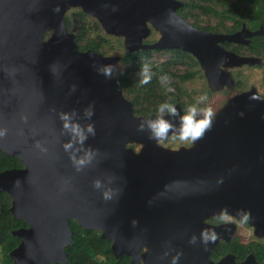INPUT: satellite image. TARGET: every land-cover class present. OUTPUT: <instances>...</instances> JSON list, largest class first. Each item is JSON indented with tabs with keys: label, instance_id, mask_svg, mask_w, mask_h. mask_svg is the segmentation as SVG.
Segmentation results:
<instances>
[{
	"label": "water",
	"instance_id": "water-1",
	"mask_svg": "<svg viewBox=\"0 0 264 264\" xmlns=\"http://www.w3.org/2000/svg\"><path fill=\"white\" fill-rule=\"evenodd\" d=\"M180 4L0 0V128L5 130L0 149L22 164L0 171V191L12 198V217L28 224L11 231L20 238L8 252L12 264L66 263L70 218L83 228L99 230L111 241L115 257L125 254L136 264H172L173 256L178 257L176 264H262L253 252L240 261L232 253L212 258L222 228L205 218L242 211L254 216L255 223L249 218L254 228L264 224V157L255 155L264 153V97L251 86L228 98L211 118L210 128L190 146H165L157 141L179 133L180 106L174 105L175 114L136 115L114 76L122 56L80 50L64 23L66 11L78 7L106 33L121 36L127 53L182 49L199 62L215 89L233 84L226 67L261 61L223 44H249L250 36L264 32L262 25L250 29L243 24L231 33L197 28L177 13ZM151 29L159 37L145 42ZM106 65L111 75L103 74ZM215 71L223 81L211 80ZM63 112L82 128L91 124L93 133L85 131V139L78 142L62 126ZM157 117L172 125L163 138L148 125ZM70 139L72 146L66 150L63 144ZM248 145L249 159L241 149ZM86 150L91 158L77 171L70 154L81 157ZM251 166L255 182L245 174ZM97 179L100 187L94 188ZM216 184L220 201L198 205L202 196H213ZM104 190L111 191L110 198L101 195ZM202 230L214 231L216 239L202 240Z\"/></svg>",
	"mask_w": 264,
	"mask_h": 264
},
{
	"label": "trees",
	"instance_id": "trees-1",
	"mask_svg": "<svg viewBox=\"0 0 264 264\" xmlns=\"http://www.w3.org/2000/svg\"><path fill=\"white\" fill-rule=\"evenodd\" d=\"M181 4L176 11L184 19L190 20L191 24L197 28L206 29L213 32L231 33L239 30L243 24L250 29L264 27V0H180ZM87 13L78 9L72 15L64 16V23L68 31L74 34L75 42L80 50L91 49L97 53L105 54L117 48H122L123 42L120 37L114 43L100 34L91 36L89 26L85 21ZM96 20V19H95ZM97 26L99 24L95 22ZM48 33H45V36ZM147 41H150L149 39ZM117 45H114L116 44ZM225 48L234 52H239L241 47L250 50L253 56H258L264 60V32L252 35L248 45L238 42H226ZM164 51H172L178 58L189 59V65H197V60L188 52L179 48H165ZM153 49H143L127 53L124 49L121 53V62L126 64V69L121 70L115 75L119 87L124 96L132 102L133 111L136 115L150 116L158 115V105L162 102L172 103L181 102L177 96H169L161 92L159 77L167 74V77L173 76L167 66L169 62L164 63V67H155L152 71V79L148 84L139 83V72L144 64L146 57L150 56ZM263 67L264 79V61L257 64ZM192 67V66H191ZM194 71H186L178 74L181 81L190 79ZM177 76V75H176ZM239 85V84H238ZM209 93L210 91L207 90ZM189 96V95H188ZM167 97V98H166ZM143 100L146 105H143ZM182 106L185 103L181 102ZM22 164L18 157L4 154L0 149V171L5 168L21 167ZM10 196L5 191H0V247L3 252V263L12 264L8 252L16 246L18 238L12 236L10 230L18 226H25L23 220H16L12 217L9 210ZM73 230L72 243L65 246L66 263L57 264H136L130 261L125 254L115 257L110 248L111 241L100 236V231L95 229L83 228L74 219L68 221ZM231 250L239 257L247 252L253 251L257 260L264 259V246L259 242L249 244H240L238 240L234 243L225 244L212 251L214 257ZM140 264V263H139Z\"/></svg>",
	"mask_w": 264,
	"mask_h": 264
},
{
	"label": "rangeland",
	"instance_id": "rangeland-1",
	"mask_svg": "<svg viewBox=\"0 0 264 264\" xmlns=\"http://www.w3.org/2000/svg\"><path fill=\"white\" fill-rule=\"evenodd\" d=\"M78 9L80 8L72 7L66 11L65 15L68 14L70 16L74 12H76V10ZM85 21L86 23H88L87 25L90 28L89 31L91 33V36L100 34L101 36H104L106 39L110 40V42L112 43L118 40L115 37L116 35L106 33L104 29L102 28V26L100 25V23L97 20H95L93 16L87 14V16L85 17ZM187 21L191 23L190 20H187ZM95 22H97L99 26H97ZM117 37H120L119 39H121L123 42V38L121 36H117ZM158 37H159L158 31H155L152 29L151 32L144 39L148 38L150 40L149 42H151V41L157 40ZM114 45H117V43ZM123 49H124V46H122V48H117L112 51H109L105 54L106 55H116V54L121 55ZM240 51H243L244 53L251 52L250 50H247L244 47H241ZM120 60H118L115 64L114 76L117 75L119 71L124 70L127 67L126 64L124 62H121ZM142 62L148 63L150 65V69L155 68V67L163 68L164 63L169 62V66H167V68L174 75L168 77L167 80L160 81L161 92L166 94L167 97L177 96L178 98H180V100H182V98L190 95L189 97L194 98L199 103H202L204 102V100H200L199 97L202 94H206V95L208 94L207 96H210L211 99L214 100L211 106L212 109L213 108L215 109L217 106L219 107L223 105L226 101L223 91L227 90L228 87L223 86L222 88L215 89L214 92L209 93L207 91V86L205 84V81L203 80L204 77L202 76V73H200L201 71L198 67V62H197V65L193 66L191 65V63L189 65V59L178 58L174 54V52L172 51L168 52L164 50L153 51L150 54V56L146 57L144 60L142 59ZM186 71H194V72L191 75L190 79L181 81L178 74H183ZM229 71L232 74L231 76L235 77L236 79L240 81V86H239L240 88H249L251 86H254L259 94L264 95V79H263V67L262 66L260 65H250V66L247 65L246 66L245 65V66H240V67H232L229 69ZM169 89H171V91ZM143 105H146V101L144 100H143ZM160 113H163V112H160ZM172 137H173L172 134H169L164 139H162L160 143H162L165 146H168V145L177 146L179 143H183L178 140H173ZM241 232L243 233L242 235L243 239L247 240L248 236H250L248 235L250 234V230L242 229ZM2 263H3V252L0 247V264Z\"/></svg>",
	"mask_w": 264,
	"mask_h": 264
},
{
	"label": "clouds",
	"instance_id": "clouds-1",
	"mask_svg": "<svg viewBox=\"0 0 264 264\" xmlns=\"http://www.w3.org/2000/svg\"><path fill=\"white\" fill-rule=\"evenodd\" d=\"M103 74L105 76L111 75V66L106 65L103 67ZM139 83L141 85L148 84L151 79H152V71L150 70V65L148 63H144L139 72ZM160 80H167V74H162L159 77ZM171 91V89H169ZM200 100H206L207 95L202 94L199 97ZM158 111L159 112H170L175 114L176 113V108L172 103L168 102H162L158 105ZM198 113H202L201 116L198 118ZM85 115H91V110L86 109L85 110ZM214 112L213 109L210 106H204L201 108H197L193 105H189L187 107V110L184 112V114L180 117L181 123H180V130L178 133V136H173V140H178L180 142L186 143L187 145H191L192 141L195 140L196 138H199L202 136L203 132L210 128L211 126V118L213 117ZM61 116V121H62V126L65 129H68L70 133L74 134L75 139L80 142L85 139V131L88 133H93V127L91 124L85 125L83 128L75 121H70L69 114L66 112L60 113ZM149 127L152 129L153 134L156 137H161L163 138L165 136V133L167 129L172 127V125L165 120L162 117H157L155 120H149L148 121ZM5 130L0 128V136L4 134ZM161 142V141H157ZM72 146L71 144V139L63 144V147L67 150ZM37 147L41 152H45L46 149L42 144L37 143ZM91 158V151H85L84 155L81 157H75L70 154V159L73 162V165L76 167L77 171L80 170V166L84 165L89 159ZM92 185L94 188H99L100 187V181L93 180ZM101 195L107 199L110 198L111 196V191L110 190H104L102 191ZM221 220L227 219L225 215H221L220 217ZM248 216L245 214L243 216V220H247ZM201 238L204 241H209V240H214L216 239V233L214 231H209V230H202L201 232ZM195 237L193 236L190 238V242L194 241ZM177 256H173L171 258L172 264H176Z\"/></svg>",
	"mask_w": 264,
	"mask_h": 264
},
{
	"label": "flooded vegetation",
	"instance_id": "flooded-vegetation-1",
	"mask_svg": "<svg viewBox=\"0 0 264 264\" xmlns=\"http://www.w3.org/2000/svg\"><path fill=\"white\" fill-rule=\"evenodd\" d=\"M257 29V28H255ZM152 30V29H151ZM154 30V29H153ZM156 31V30H155ZM151 32V31H150ZM146 38V37H145ZM251 38V36H250ZM249 38V39H250ZM148 39V38H147ZM147 39H143L145 42H149L147 41ZM152 42V41H151ZM226 43V42H225ZM224 43V44H225ZM223 44V46H224ZM241 44H245V43H241ZM245 45H248V44H245ZM162 49H165V48H161V49H153L154 51H157V50H162ZM226 49H229V48H226ZM231 50V49H230ZM237 54H240V55H252L251 53H244L243 51H239V52H236ZM261 61L259 63H254V64H251V65H257V64H261L263 62V59L260 58ZM198 62V61H197ZM247 66L248 64H242L240 66ZM220 67H222V63L219 64ZM240 66H233V67H240ZM250 66V65H249ZM198 67L200 69V73H202V76L204 77L203 80L205 81V84L207 86V90H209L210 92H214L215 88H211L208 83H207V80H206V77H205V74H204V71L202 69V67L200 66L199 62H198ZM224 68V67H223ZM227 70L229 71L230 68L232 67H226ZM230 72V71H229ZM231 74V72H230ZM232 75V74H231ZM233 77V76H232ZM233 79V84L227 86V85H224L226 87H228L227 90L223 91L224 92V96H225V100L227 101L228 98L242 92V91H245L249 88H240V81L238 79H236L235 77L232 78ZM239 84V85H238ZM222 88V87H220ZM219 89V88H218ZM208 95V94H207ZM261 95V94H260ZM190 96V95H189ZM189 96H186L184 98H182L181 102L185 103V106H182L181 102H175L173 101L172 104L173 105H179L181 110H182V113L184 114V112L187 110V107L189 105H193L197 108H201V107H204L205 106H212V102L214 100L211 99L210 96H207V99H206V102L204 100V102L202 103H199L198 101H196L194 98H191ZM264 97V95H261ZM217 101V100H216ZM225 101V102H226ZM218 103V102H217ZM218 105V104H217ZM222 106V105H221ZM221 106H217L215 109L213 108V112L214 114L220 109ZM164 113H167V112H163V113H160L158 115H161V114H164ZM200 114V113H198ZM151 116V115H150ZM149 117V116H147ZM227 123V122H226ZM172 136H178L177 134H174L172 133ZM180 145H184V146H189L187 145L186 143H179L177 146H173V145H168V147H171V148H177L179 147ZM131 146L134 148V149H139V145L138 144H131ZM243 150H245V158H251L252 157V146L248 145L247 147H243L242 148ZM248 151V152H247ZM256 156H259L260 158L261 157H264V153L263 154H259V153H256L255 154ZM13 168H16V167H13ZM18 168V167H17ZM7 169V168H5ZM4 170V169H3ZM246 177H248L249 180H252V181H257V177H254V175H256V171L253 169V166H251L247 171H246ZM216 181L219 179L217 177H215ZM262 179L264 181V172H263V176H262ZM2 191V190H1ZM7 193V192H6ZM264 192H261V194H263ZM8 194V193H7ZM9 195V194H8ZM10 196V195H9ZM204 197V198H203ZM11 198V196H10ZM12 199V198H11ZM216 203V202H219L220 201V187L219 185H215L214 187V191H213V196L211 195H205V196H202V198L199 199L198 201V205H201V204H209L211 201ZM213 202V203H214ZM10 204H11V200H10ZM10 207V206H9ZM249 213V212H248ZM250 214V213H249ZM12 215V214H11ZM221 215H225L227 217V219L225 220H221L220 217ZM243 214H242V211H239V212H234L233 214L229 213V212H224V213H220L218 216H215V215H210V216H207L205 218V222L209 223V224H212V225H219L221 228H222V231H221V234L220 236H218V242H217V245L215 248L217 247H220V245L224 242L225 244H229V243H234L235 240H238V242L240 244H249L251 242H259L262 246H264V224L260 225V226H256L257 228H254V226L252 224H250L249 222V218H251V221L253 223L257 222L256 219L254 218V216L252 214L250 215H247L248 216V219L247 220H243ZM71 219V218H70ZM17 220V219H16ZM18 220H21V219H18ZM75 220V219H74ZM24 221V220H23ZM69 221V220H68ZM25 222V221H24ZM26 223V222H25ZM69 224V223H68ZM19 227H28V224L26 223L25 226H18L16 228H13L10 230V233L12 230L14 229H17ZM244 229V230H250V236H248V239L247 240H244L242 235L243 233L241 232V230ZM96 230V229H95ZM72 233H73V230H72ZM12 235V234H11ZM14 236V235H12ZM72 236V235H71ZM18 238V242L17 244L19 243L20 241V238L18 236H15ZM72 238V237H71ZM16 244V245H17ZM15 247V246H14ZM13 247V248H14ZM214 248V249H215ZM213 249V250H214ZM212 250V251H213ZM250 252H253L252 250L247 252L244 256L242 257H239V254L231 251V250H227L225 251L223 254H220L216 257H214L212 255V258L214 259H218L220 257H222L223 255H225L226 253H232L234 256H235V259L240 261V260H243ZM254 253V252H253ZM255 255V254H254ZM260 263L264 264V259L262 260H258Z\"/></svg>",
	"mask_w": 264,
	"mask_h": 264
},
{
	"label": "bare ground",
	"instance_id": "bare-ground-1",
	"mask_svg": "<svg viewBox=\"0 0 264 264\" xmlns=\"http://www.w3.org/2000/svg\"><path fill=\"white\" fill-rule=\"evenodd\" d=\"M158 28H159V26L158 25H156ZM212 73V72H211ZM211 76H212V81L214 82V83H218L220 80L221 81H223V75L219 72V71H215V73H213V74H211ZM221 77H222V79H221ZM3 183V182H2Z\"/></svg>",
	"mask_w": 264,
	"mask_h": 264
}]
</instances>
